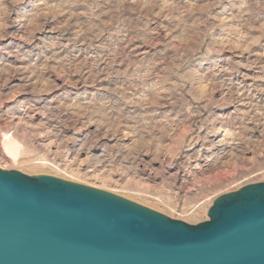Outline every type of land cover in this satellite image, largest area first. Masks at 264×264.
I'll return each instance as SVG.
<instances>
[{"label": "rangeland", "instance_id": "obj_1", "mask_svg": "<svg viewBox=\"0 0 264 264\" xmlns=\"http://www.w3.org/2000/svg\"><path fill=\"white\" fill-rule=\"evenodd\" d=\"M0 166L208 221L264 181V0H0Z\"/></svg>", "mask_w": 264, "mask_h": 264}, {"label": "water", "instance_id": "obj_2", "mask_svg": "<svg viewBox=\"0 0 264 264\" xmlns=\"http://www.w3.org/2000/svg\"><path fill=\"white\" fill-rule=\"evenodd\" d=\"M189 225L110 193L0 169V264H264V181Z\"/></svg>", "mask_w": 264, "mask_h": 264}, {"label": "bare ground", "instance_id": "obj_3", "mask_svg": "<svg viewBox=\"0 0 264 264\" xmlns=\"http://www.w3.org/2000/svg\"><path fill=\"white\" fill-rule=\"evenodd\" d=\"M25 12V11H24ZM221 132H222V129L220 128V129H218L217 130V132H216V134L215 135H217V134H221ZM15 137V136H14ZM19 151V150H18ZM28 151V150H27ZM19 154L21 153V152H18ZM22 153L24 154V152L22 151ZM23 154H21V155H23ZM28 154V153H27ZM27 154H26V156H27ZM16 155H17V153H16ZM20 155V156H21ZM18 157H19V155H18ZM7 158V157H6ZM6 158H5V160H6ZM9 159V158H8ZM18 159V158H17ZM43 162V161H42ZM227 162V161H226ZM16 164H19V166L20 167H22L23 165H24V162L21 160V159H19V160H17L16 161ZM41 164H43V165H48V166H50V167H55L53 164H46V163H41ZM0 168L1 169H5V168H2L1 166H0ZM21 169V168H20ZM56 169V168H55ZM57 170H59V169H57ZM21 172H22V170H20ZM61 171V170H60ZM63 171H66V170H63ZM65 174V173H64ZM66 175V174H65ZM68 175V174H67ZM53 177H55V176H53ZM67 177V179H71L72 181H77V182H79L78 180H74L71 176H66ZM58 178V177H57ZM82 183H84V182H82ZM85 185H87L89 188L91 187L92 189H96V190H99L98 188H101V189H108L107 191H110L111 193L112 192H115L114 190H111V189H109V188H103V187H100V186H95V185H93V184H87L86 182L84 183ZM80 185V184H79ZM83 186V185H82ZM124 189V188H123ZM101 191V190H100ZM105 192V191H104ZM110 193V194H111ZM116 193V192H115ZM139 194V193H138ZM112 195H114V194H112ZM117 196V195H116ZM158 201H159V199H158ZM210 205H211V203L208 205V206H206V208L204 209V211H203V215L204 216H206V213H207V211H208V207H210Z\"/></svg>", "mask_w": 264, "mask_h": 264}]
</instances>
